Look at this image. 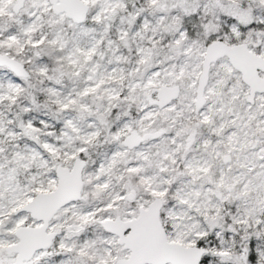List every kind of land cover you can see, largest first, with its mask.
Returning a JSON list of instances; mask_svg holds the SVG:
<instances>
[{
  "label": "snow or ice",
  "instance_id": "6c2138e0",
  "mask_svg": "<svg viewBox=\"0 0 264 264\" xmlns=\"http://www.w3.org/2000/svg\"><path fill=\"white\" fill-rule=\"evenodd\" d=\"M0 264H264V0H0Z\"/></svg>",
  "mask_w": 264,
  "mask_h": 264
}]
</instances>
